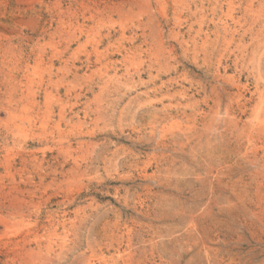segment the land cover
<instances>
[{
    "label": "rangeland",
    "instance_id": "rangeland-1",
    "mask_svg": "<svg viewBox=\"0 0 264 264\" xmlns=\"http://www.w3.org/2000/svg\"><path fill=\"white\" fill-rule=\"evenodd\" d=\"M249 1L0 0V264H264Z\"/></svg>",
    "mask_w": 264,
    "mask_h": 264
},
{
    "label": "bare ground",
    "instance_id": "bare-ground-1",
    "mask_svg": "<svg viewBox=\"0 0 264 264\" xmlns=\"http://www.w3.org/2000/svg\"><path fill=\"white\" fill-rule=\"evenodd\" d=\"M174 1H175V0H174ZM176 1H177V0H176ZM250 1H251V0H250ZM250 1H249V2H250ZM254 1H255V0H254ZM231 2H232V1H231ZM237 2H238V1H237ZM237 2H236V3H237ZM246 2H247V1H246ZM146 3H147V2H146ZM149 3H150V2H149ZM229 3H230V2H229ZM165 4H166V3H165ZM233 4H234V3H233ZM237 4H238V3H237ZM245 4L248 5V3H245ZM245 4H244V5H245ZM228 5H229V4H228ZM235 5H236V4H235ZM225 6H226V5H225ZM258 6H259V5H258ZM149 7H150V6H149ZM245 7H246V6H245ZM211 8H212V7H211ZM231 8H232V6H231ZM234 8H235V7H234ZM252 8H253V7H252ZM151 9H152V7H151ZM247 9L250 10V7L248 6ZM247 9H246V10H247ZM253 9H254V8H253ZM214 10H215V9H214ZM229 10H230V9H229ZM229 10H228V11H229ZM236 10H237V9H236ZM241 10H242V9H241ZM249 10H248V11H249ZM260 10H261V9H260ZM223 11H224V10H223ZM248 11H246L245 13L247 14ZM214 12H215V11H214ZM252 12H253V11H252ZM262 12H263V11H262ZM256 13H257V12H256ZM148 14H149V11H148ZM150 14H151V13H150ZM150 14H149V15H150ZM248 14H249V13H248ZM252 14H253V13H252ZM254 14H255V12H254ZM224 15H225V14H224ZM229 15H230V14H229ZM259 15H260V14H259ZM141 16H142V15H141ZM152 16H153V15H152ZM179 16H180V15H179ZM255 16H257V15H255ZM262 16L264 17V15H262ZM147 17H148V16H147ZM246 17H248V15H247ZM253 17H254V15H253ZM263 17H262V19H263ZM152 18H153V17H152ZM234 18H235V17H234ZM250 18H251V17H250ZM256 18H257V17H255V21H256ZM88 19H89V18H88ZM178 19H179V18H178ZM231 19H232V18H231ZM238 19H239V17H238ZM251 19H252V18H251ZM147 20H149V19H147ZM181 20H182V19H181ZM181 20H180V21H181ZM249 20H250V19H249ZM151 21H152V20H151ZM180 21H179V22H180ZM235 21H236V20H235ZM241 21H242V20H241ZM241 21H240V22H241ZM244 21H245V19H244ZM246 21H248V20H246ZM251 21H252V20H251ZM147 22H148V21H147ZM152 22H153V21H152ZM232 22H233V21H232ZM75 23H76V22H75ZM145 23H146V22H145ZM224 23H225V22H224ZM241 23L243 24V21H242ZM245 23H246V22H245ZM76 24H77V23H76ZM143 24H144V23H143ZM146 24H148V23H146ZM146 24H145V25H146ZM152 24H154V23H152ZM79 25H80V24H79ZM79 25H78V26H79ZM122 25H123V24H122ZM235 25H236V24H235ZM149 26H150V25H149ZM259 26H260V25H259ZM259 26H258V27H259ZM73 27H74V26H73ZM83 27H84V25H83ZM94 27H95V26H94ZM247 27H248V26H247ZM70 28H71V27H70ZM100 28H101V27H100ZM104 28H106V27H104ZM104 28H103V29H104ZM125 28H126V27H125ZM254 28H255V27H254ZM106 29H107V28H106ZM122 29H123V28H122ZM122 29H120V30L122 31ZM149 29H150V28H149ZM245 29H246V28H245ZM247 29H249V27H248ZM260 29H261V28H260ZM96 30H97V29H96ZM98 30H99V29H98ZM101 30H102V29H101ZM257 30H259V29L257 28ZM63 31H64V30H63ZM75 31H76V30H75ZM78 31H79V30H78ZM93 31H94V30H93ZM109 31H110V30H109ZM123 31H124V30H123ZM150 31H152V30H150ZM259 31H260V30H259ZM107 32H108V31H107ZM130 32H131V31H130ZM156 32H157V31H156ZM110 33H111V32H110ZM113 33H114V32H113ZM242 33H243V31H242ZM242 33H241V34H242ZM106 34H107V33H106ZM146 34H147V33H146ZM249 34H250V36H251V32H250ZM255 34H256V33H255ZM260 34H261V33H260ZM72 35H73V34H72ZM104 35H105V34H104ZM119 35H120V34H119ZM150 35H151V34H150ZM152 35H153V34H152ZM67 36H68V35H67ZM97 36H98V35H96V37H97ZM108 36H109V35H108ZM254 36H255V35H254ZM73 37H74V36H73ZM105 37H106V36H105ZM115 37H116V36H115ZM134 37H135V36H134ZM251 37H252V36H251ZM258 37H259V36H258ZM258 37H257V39H258ZM118 38H119V37H118ZM126 38H127V37H126ZM254 38H255V37H254ZM121 39H122V36H121ZM130 39H131V38H130ZM240 39H241V38H240ZM252 39H253V38H252ZM101 40H102V39H101ZM101 40H100V41H101ZM97 41H98V40H97ZM100 41H99V42H100ZM154 41H155V40H154ZM251 41H252V40H251ZM261 41H262V40H261ZM263 41H264V40H263ZM112 42H113V41H112ZM119 42H120V41H119ZM147 42H148V41H147ZM101 43H102V42H101ZM115 43H116V42H115ZM243 43H244V41H243ZM254 43H255V42H254ZM131 44H132V43H131ZM94 45H95V44H94ZM111 45H112V44H111ZM256 45H257V44H256ZM95 46H96V45H95ZM106 47H107V45H106ZM245 47H246V46H245ZM257 47H258V46H257ZM93 48H94V47H93ZM121 48H122V47H121ZM133 48H134V47H133ZM151 48H152V47H151ZM126 49H127V48H126ZM130 49H131V48H130ZM242 49H243V48H242ZM94 50H95V49H94ZM131 50H132V49H131ZM263 50H264V49H263ZM55 51H56V50H55ZM108 51H109V50H108ZM137 51H138V50H137ZM261 51H262V50H261ZM95 52H96V51H94V53H95ZM97 52H98V51H97ZM105 52H107V51H105ZM105 52H104V53H105ZM112 52H113V51H112ZM122 52H124V51L122 50ZM91 53H92V52H91ZM99 53H101V52H99ZM262 53H263V52H262ZM262 53H261V54H262ZM56 54H58V53L56 52ZM113 54H114V53H113ZM156 54H157V53H156ZM60 55H61V54H60ZM95 55H96V54H95ZM130 55H131V54H130ZM91 56H92V55H91ZM97 56H98V55H97ZM126 56H127V55H126ZM88 57H89V55H88ZM98 57H99V56H98ZM98 57H97V59H98ZM105 57H106V56H105ZM122 57H124V56H122ZM101 59H102V58H101ZM103 59H104V58H103ZM108 60H109V59H108ZM89 61H90V60H89ZM98 61H99V60H98ZM101 61H102V60H101ZM106 61H107V60H106ZM124 61H125V60H124ZM133 61H134V59H133ZM104 62H105V61H104ZM126 62H128V61H126ZM141 62H142V61H141ZM98 63H99V62H98ZM116 63H117V62H116ZM120 64H121V63H120ZM122 64H123V63H122ZM122 64H121V65H122ZM128 64H129V63H128ZM131 64H132V63H131ZM113 65H114V64H113ZM105 66H106V65H105ZM103 67H104V66H103ZM109 67H111V66H109ZM87 68H88V67H87ZM104 68H105V67H104ZM106 68H107V67H106ZM114 69H115V68H114ZM118 70H119V69H118ZM50 71H51V70H50ZM69 71H70V70H69ZM105 71H106V70H105ZM117 72H118V71H117ZM104 74H105V73H104ZM107 74H108V73H107ZM109 74H110V72H109ZM51 75H52V74H51ZM102 75H103V74H102ZM114 75H116V74H114ZM259 75H260V74H259ZM105 76H106V75H105ZM107 76H108V75H107ZM110 76H111V74H110ZM51 77H52V76H51ZM100 77H102V76H100ZM100 77H99V78H100ZM113 77H114V76H113ZM99 78H98V79H99ZM111 78H112V76H111ZM115 78H116V77H115ZM119 78H120V77H119ZM48 79H49V78H48ZM48 79H47V80H48ZM108 79H109V78H108ZM100 80H102V79H100ZM119 80H120V79H119ZM102 81H103V80H102ZM71 82H72V81H71ZM114 82H115V79H114ZM116 82H117V81H116ZM119 82H120V81H119ZM102 83H103V82H102ZM105 84H106V83H105ZM116 84H117V83H116ZM116 84H115V85H116ZM96 85H97V84H96ZM99 85H100V83H99ZM107 85H108V84H107ZM92 86H94V85L92 84ZM45 87H46V86H45ZM66 87H67V86H66ZM70 87H71V86H70ZM47 88H48V87H47ZM47 88H46V89H47ZM89 88H90V87H89ZM89 88H88V89H89ZM91 88H92V87H91ZM116 88H117V86H116ZM69 89H70V88H69ZM69 89H68V90H69ZM107 89H108V88H107ZM110 89H111V88H110ZM27 90H28V89H27ZM36 90H37V89H36ZM102 90H103V89H102ZM71 91H72V88H71ZM71 91H70V92H71ZM86 91H87V90H86ZM86 91H85V93H86ZM35 92H36V91H35ZM35 92H34V93H35ZM103 92H104V91H103ZM46 93H47V92H46ZM46 93H45V94H46ZM98 93H99V92H98ZM35 94H36V93H35ZM77 94H79V92H78ZM82 94H83V92H82ZM108 94H109V93H108ZM32 95H33V94H32ZM74 95H75V94H74ZM100 95H101V93H100ZM263 95H264V94H263ZM37 96H38V95H37ZM261 96H262V95H261ZM34 97H35V96H34ZM76 97H77V96H76ZM96 97L98 98L99 96H96ZM96 97H95V98H96ZM95 98L93 99V101H95ZM261 98H262V97H261ZM101 101H102V99H101ZM29 102H30V101H29ZM33 102H34V100H33ZM59 102H60V101H59ZM95 102H96V101H95ZM38 103H39V102H38ZM97 103H98V102H97ZM36 104H37V103H36ZM93 104H94V103H93ZM100 104H101V103H100ZM87 105H88V103H87ZM35 106H37V105H35ZM46 106H47V105H46ZM48 106H49V105H48ZM85 106H86V105H85ZM99 107H100V106H99ZM258 107H259V106H258ZM260 108H261V107H260ZM256 109H257V108H256ZM261 110L263 111L264 109L262 108ZM61 112H62V111H61ZM257 112H259L258 109H257ZM257 112H256V113H257ZM263 112H264V111H263ZM263 112H261V113H263ZM61 114H62V113H61ZM258 114H259V113H258Z\"/></svg>",
    "mask_w": 264,
    "mask_h": 264
}]
</instances>
